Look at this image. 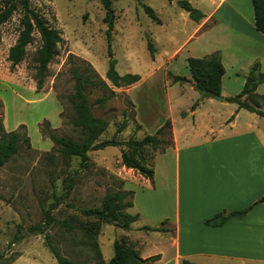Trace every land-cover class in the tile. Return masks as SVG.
Wrapping results in <instances>:
<instances>
[{"label": "rangeland", "instance_id": "obj_1", "mask_svg": "<svg viewBox=\"0 0 264 264\" xmlns=\"http://www.w3.org/2000/svg\"><path fill=\"white\" fill-rule=\"evenodd\" d=\"M2 1L0 0V6ZM29 5L49 26L60 32L62 41L56 46L53 58L48 64L42 88L36 92L34 73L35 50L40 44L38 33L33 32V41L26 46L24 58L11 66L10 61L7 60V52L20 31L21 9L17 7L1 25L2 122L7 131L16 129L21 123L24 124L30 138V146L27 147L22 143L18 151L0 166V264H56L45 243V234L50 236L51 242L61 254L74 260L84 261L86 264H99L100 260L96 258L91 241L80 228L81 224L91 223L94 218L85 217L81 209L100 207L107 192L123 188L133 190L135 200L137 203L141 202V199L149 193L150 185L143 179H135L134 176L136 177L138 173L128 170L121 164L120 150L124 148L123 145L105 146L88 151V166L83 168L79 165L78 157L60 154L59 150L53 147L50 139L40 133L39 124L47 119L55 133L74 139L79 138L78 129L71 124L73 116L71 105L66 100V97L73 92V79L69 72L70 59L81 71L86 70L87 65H91L113 91V94L100 106L96 100L102 95H107L109 90L94 86L87 88L92 103V113L108 120V126L99 140L111 137L123 118H127V124L116 134V138L121 140L129 137L140 138L145 134L153 133L152 122L164 118L169 111L168 96L163 87L161 71L157 70L152 81L154 86L150 102L153 106L150 107L152 111L149 109L147 99H142L140 105L144 114V125L140 129L135 120L136 103L132 98V96L136 99L140 97V91L134 90L129 96V85L116 87L105 77L106 10L100 0H29ZM144 5L150 6L162 23L152 20L145 12ZM111 6L114 19L110 45L113 57L116 59V70L120 74L128 72L130 68L133 73H141L146 72L148 67L161 65L163 59L156 53V46L159 47L158 41L163 40L165 34L169 36L173 33L178 41L168 44L171 49L193 27V21L187 12L177 4H171L169 0H111ZM148 41L152 43L154 49L153 57L147 47ZM152 60L155 61L154 64ZM243 74L242 67L237 77ZM165 77L171 76L165 73ZM238 83L237 81L231 85V94L241 89L242 85ZM174 87L176 86L172 87V96L170 95V112L175 119L176 129H180L178 114L188 106L196 94L187 89L178 95L179 90ZM256 91L264 94V83L260 84ZM204 105L200 111L202 116H199V124L208 122L204 114L209 105ZM235 106V103L227 101L210 108V112L215 114L213 121H218L221 116L225 119L231 118ZM262 108L264 109V103ZM252 117L247 111L242 110L237 118V127L243 128L247 122L254 124L258 138L264 146V117L256 116L255 120ZM229 129L227 127L225 131ZM257 148V161H264L259 141ZM145 152L148 159L152 154L154 155L151 149H146ZM136 206L126 211L134 213ZM48 216L53 220L42 232L29 230L31 225L46 223ZM147 220L146 217L138 218L128 230L99 222L96 241L102 260L108 261L113 255L114 239L123 238L126 244L137 247L141 256L161 253L163 256L161 264H172L174 248L170 244L169 236L161 233L163 231L144 230L142 226L151 224ZM63 221L70 223L73 230H65L61 225ZM138 241L145 243H141L140 246ZM194 264L264 263L196 258Z\"/></svg>", "mask_w": 264, "mask_h": 264}, {"label": "crops", "instance_id": "obj_2", "mask_svg": "<svg viewBox=\"0 0 264 264\" xmlns=\"http://www.w3.org/2000/svg\"><path fill=\"white\" fill-rule=\"evenodd\" d=\"M188 1L203 12V17L199 21L192 20L190 32L171 49L168 44L178 40L173 33L165 34L164 39L158 41L159 47L156 46V53L163 59L161 65H153L146 72L138 73L140 79L128 87L129 96L134 90L140 91V97L132 98L136 103V120L142 128L144 114L140 105L142 99H147L149 109L153 107L150 104L154 90L152 81L155 72L161 71L169 111L164 118L155 119L151 127L155 131L167 117L171 118L173 135V145L157 152L153 158L152 179L140 174L134 176L146 181L150 187L141 202L137 203L134 194L133 207L137 205L138 218L146 217L151 223L146 225L158 226L167 219L163 226L169 230L161 233L169 236L174 248L172 264H179L182 258L193 264L196 258L264 263V161H257L258 141L263 154L264 146L254 124L247 122L243 128L237 127L242 110L254 120L260 115L238 108L235 103L231 118L221 116L214 122L215 114L209 110L218 103L227 102L224 97L234 95L230 92L231 85L237 81L243 85L254 61L259 62L264 73V34L254 26L251 0ZM170 2L176 4V0ZM215 51L224 65L220 92L223 100L205 97L190 109L199 94L190 82H173L171 77H165V73L190 78L186 58L203 57ZM242 67L244 74L237 77ZM128 72L133 73V70L130 68ZM172 85L179 90L178 95L187 89L196 94L178 114L180 129H176L170 112ZM204 104L209 105L204 114L208 122L199 124ZM182 111L184 115H181ZM227 127L230 129L225 131ZM249 205L251 209L240 218L229 219L219 226L204 223V219L217 212ZM141 243L145 242H139L140 246ZM159 254L160 258L154 264L162 263L163 256Z\"/></svg>", "mask_w": 264, "mask_h": 264}, {"label": "trees", "instance_id": "obj_3", "mask_svg": "<svg viewBox=\"0 0 264 264\" xmlns=\"http://www.w3.org/2000/svg\"><path fill=\"white\" fill-rule=\"evenodd\" d=\"M171 1V0H169ZM101 5L106 10L104 20L106 22L105 38L107 49V68L105 77L113 86H128L140 79L138 73L125 72L120 74L115 67L116 59L113 57L111 50V30L113 28V8L111 0H100ZM176 4L184 9L189 18L193 21H199L203 17V12L193 6L188 0H176ZM254 26L264 34V0H251ZM19 7L22 11L20 18V31L15 42L9 46L7 52V60L11 66L19 63L25 56L26 46L33 41V32L36 31L39 36L40 44L35 50V91L38 92L43 86L44 78L47 73L48 64L53 58L56 46L62 41L60 32L47 24L45 20L29 5V0H3L0 6V29L1 25L8 17ZM144 10L148 16L160 23V18L155 11L148 5H144ZM151 57L154 55V49L151 42H147ZM190 78L183 75H171L173 82H190L192 87L199 93V97L192 103L190 109L198 105L199 101L205 97H213L221 92V80L224 74V65L217 51L203 56L186 58ZM86 70H80L79 66L70 59L69 72L73 79V92L66 97L70 103L73 116L71 124L78 129L79 138L74 139L68 136L55 133L49 126L47 119L39 124V131L50 139L53 147L57 148L63 156H75L79 158V165L83 168L88 166V151L101 149L105 146H121L120 150L121 164L125 168L136 171L143 177L151 180L153 177V158L157 152H162L166 148L173 145L172 122L170 118H166L163 123L151 134H145L140 138L129 137L121 140L116 138L127 124V118H123L121 123L116 127L114 134L109 138L99 140L100 135L108 126V120L104 117L95 116L92 113V103L87 94V88L90 86L98 87L103 90H109L107 95H102L96 102L102 105L106 102L113 91L110 90L108 84L102 79L91 65H87ZM264 82V73L260 69L258 61H254L249 67L243 85L239 92L234 95L224 97L225 101L237 104L238 108L246 109L257 115L264 116V94H259L256 88ZM247 98L249 101H247ZM131 105L134 108L133 102ZM1 107V103H0ZM135 115V109H133ZM185 112H181L184 115ZM136 120V117H135ZM137 122V120H136ZM138 123V122H137ZM141 129V125L138 123ZM24 143L30 146V138L26 133L24 124H19L16 129L7 131L2 122L0 113V166L6 163L13 154H15L20 145ZM146 149H151L154 153L150 159L145 155ZM133 194L131 189H121L117 191L107 192L102 199L100 207H88L81 209L85 217H92L94 221L87 224H81L80 228L83 234L89 238L94 249L99 264H153L160 258V254H154L147 257L140 255L139 249L133 245L126 244L123 238L114 239L113 255L108 261H103L101 252L96 241L98 232V223H108L122 229L128 230L131 224L138 219L139 213H130L126 209L133 206ZM251 205L236 210H223L215 213L213 216L204 219L206 225L219 226L232 218H240L244 216L250 209ZM44 224H34L29 227L30 231L42 232L46 225L53 220L52 217L46 218ZM167 219H163L159 226L144 225V230L166 231L168 227L163 226ZM61 225L65 230H73V226L63 221ZM18 237H16L17 239ZM45 243L48 246L52 256L56 260V264H86L84 261L71 259L60 253L57 247L53 245L48 234L44 235ZM179 264H193L189 259L182 258Z\"/></svg>", "mask_w": 264, "mask_h": 264}, {"label": "water", "instance_id": "obj_4", "mask_svg": "<svg viewBox=\"0 0 264 264\" xmlns=\"http://www.w3.org/2000/svg\"><path fill=\"white\" fill-rule=\"evenodd\" d=\"M215 99L217 100H223V97L219 94V95H214L213 96Z\"/></svg>", "mask_w": 264, "mask_h": 264}]
</instances>
